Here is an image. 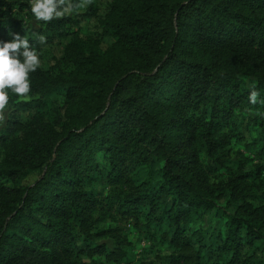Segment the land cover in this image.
Instances as JSON below:
<instances>
[{
  "label": "trees",
  "instance_id": "trees-1",
  "mask_svg": "<svg viewBox=\"0 0 264 264\" xmlns=\"http://www.w3.org/2000/svg\"><path fill=\"white\" fill-rule=\"evenodd\" d=\"M72 3L44 22L0 0V40L41 61L0 122V264H264V0ZM221 127L250 156L225 162Z\"/></svg>",
  "mask_w": 264,
  "mask_h": 264
},
{
  "label": "clouds",
  "instance_id": "clouds-1",
  "mask_svg": "<svg viewBox=\"0 0 264 264\" xmlns=\"http://www.w3.org/2000/svg\"><path fill=\"white\" fill-rule=\"evenodd\" d=\"M72 0H28V8L36 21H50L73 14L75 8ZM45 37L39 36L44 43ZM38 51L30 45L27 36L11 33L10 40H0V122L5 117L9 104V92L21 99H28L31 91L29 74L40 67ZM259 92L253 88L248 95L251 104L259 102Z\"/></svg>",
  "mask_w": 264,
  "mask_h": 264
},
{
  "label": "rangeland",
  "instance_id": "rangeland-1",
  "mask_svg": "<svg viewBox=\"0 0 264 264\" xmlns=\"http://www.w3.org/2000/svg\"><path fill=\"white\" fill-rule=\"evenodd\" d=\"M234 114L242 117L241 122L243 125L247 123L248 118H249L248 117L249 113L236 111ZM234 132H235L234 127L232 129H230L229 127H221L217 130V134L214 137V138H224V136H226V138H228L227 139L228 145L223 150L218 149L216 152L217 154H223V160L225 162L228 160H230L231 162H234L235 160H238V157H241L240 155L245 156V157L250 156L249 151L242 144H240L239 142H236L235 137H231L234 134ZM195 149H196L195 151H196L200 166L203 169L209 163V161L207 157V151H206L205 144L200 138L196 140ZM206 176H207V182H208L209 187L214 191L223 190L225 188V185L222 183V180L223 179L228 180L229 178V176L226 175L223 169H219L213 173L212 172L206 173ZM261 176L263 179L262 185L264 186V170ZM33 181H34L33 177H27L24 180V183L30 184ZM255 196H259V194L256 192V189L247 182L240 183L235 192V197L237 198L245 197L244 199L247 202H251L254 204H256V200H257ZM99 227L103 229H107V228L114 229L115 228L116 233H121V230H122L123 236L132 244L134 243L135 238L137 237V233L132 229V227H130L127 224H123V223L112 224L108 222V223H104L100 225ZM105 241L106 243H108V245L112 244V241H109V240H105ZM143 245L144 244L142 243L139 247L135 248V252Z\"/></svg>",
  "mask_w": 264,
  "mask_h": 264
}]
</instances>
